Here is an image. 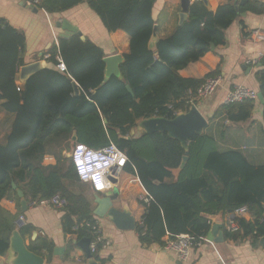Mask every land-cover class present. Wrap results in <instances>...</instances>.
Wrapping results in <instances>:
<instances>
[{
    "label": "trees",
    "instance_id": "1",
    "mask_svg": "<svg viewBox=\"0 0 264 264\" xmlns=\"http://www.w3.org/2000/svg\"><path fill=\"white\" fill-rule=\"evenodd\" d=\"M37 1L34 6L49 15L86 3L108 33L120 30L127 34L129 51L119 66L121 77L105 79L100 48L77 35L59 38L47 52L46 61L56 67L59 58L65 72L43 68L20 88L16 80L25 65V37L0 19V102L5 112L14 115L8 139L0 144V202H19L11 182L28 190L25 196L31 199L56 194L65 197L68 205L62 231L76 236L75 244H67L65 261L72 259L77 242L90 238L89 230L74 233L72 228L75 223L91 221L93 214L86 199L71 193L62 183H80L71 162L66 167L57 163L54 168L43 167L41 162L55 145L47 142L48 137L66 141L75 134V143L93 150L112 144L127 155L123 170L136 176L151 198L142 216L143 227L135 225L142 245L164 246L165 238L175 240L181 235L206 238L214 216L231 215L240 207H246L252 220L237 219L240 230L225 233V239L238 242L249 238L253 243L264 239V165L250 164L238 150H219L207 131L189 140L187 155L179 142L165 133H141L129 138L138 120L172 119L175 112L189 111L190 100L204 79H184L178 71L201 59L212 45L224 43V32L237 17L235 7L229 2L210 13L200 2L193 3L186 21L151 48L155 0ZM242 10L261 15L264 6H245ZM257 65H264V55ZM256 78L264 95V73L258 72ZM72 82L79 87L78 95ZM253 106L251 101L223 104L212 119L245 122L251 118ZM14 220L0 207V258L9 248ZM31 230L27 225L20 233L24 237ZM27 248L50 260L49 242L36 238ZM93 257L104 264L97 255Z\"/></svg>",
    "mask_w": 264,
    "mask_h": 264
},
{
    "label": "crops",
    "instance_id": "2",
    "mask_svg": "<svg viewBox=\"0 0 264 264\" xmlns=\"http://www.w3.org/2000/svg\"><path fill=\"white\" fill-rule=\"evenodd\" d=\"M197 2H200L210 13H215L218 7L230 2L235 7L237 17L225 30V41L222 45L214 46L213 50H210L197 62L179 70L178 75L184 79L201 80L213 72L217 73L216 76L221 79V82L214 94L194 104L209 124L204 132H209L215 138L219 150H238L250 164L264 165V95L260 91V83L256 78L258 72L264 73V65L252 66L251 64L257 58L260 57L261 60L263 57L264 43H254L250 39L253 30H264V13L257 15L242 10L245 6H264V0H206V3L201 0H191L190 6ZM180 12L181 0H155L151 16L155 23L156 41L168 37L181 25L179 24ZM0 19L5 20L12 28L23 33L25 37L23 50L25 65L40 61L43 63V68L56 71V67L48 63L46 58L47 52L53 44L57 43L59 34L63 32L58 27V24L62 22L75 26L85 39L100 48L104 54L103 59L114 55L123 57L129 51L127 34L120 30L108 33L98 16L89 9L86 3L61 14L49 15L24 0H0ZM18 74L16 85L22 88L24 84L19 81ZM235 86H244L257 93L260 92L263 102L258 100L254 102L251 118L248 121L230 123L223 121L222 117L212 119L218 108L225 104L228 91ZM141 120H138L136 125ZM13 122L14 115L5 112L1 108L0 102V144L6 143ZM141 133L135 131L134 136H139ZM46 140L55 145L43 155L41 164L43 167L54 168L60 154L57 143L63 142L64 139L50 136ZM69 141L73 142V134ZM46 155L55 157L54 166H44L43 160ZM116 177V183L111 189L115 188L118 196L113 201L112 207L129 214L134 227L133 229H120L111 218H98L92 215L93 219L98 220L103 237L109 242V246L101 249L97 255L104 264H264V244L261 245V240L258 243H253L249 238L238 242L225 239L224 220L226 216L224 215L214 216L209 230L210 232L214 225H218L219 228L213 236V240L218 239V233L221 232L223 241L209 242L206 240L200 247L191 250L187 261L178 260L173 252L165 251L163 246L142 245L139 242L135 225L145 213V207L139 202L138 196L146 191L133 174L122 170L116 174ZM62 183L71 193L85 198L92 212L96 208L93 204L94 199L106 194L91 192L92 190L87 184L70 183L64 180ZM15 185L23 192L27 201L29 196H25V194L27 195L28 190L25 188L23 190L17 184ZM111 189L107 193H110ZM0 207L14 216L15 220L22 213L19 202L17 203L14 199L1 200ZM23 214L32 229L30 234L27 233L23 237L26 246L32 244L36 238H41L52 245L50 260L47 261L44 258L45 264H85L84 261L79 263L74 259L75 257H84L77 245L71 254L72 259L69 258L65 261L67 244H75L76 236L65 234L62 231L64 210H56L51 207H27ZM241 218L246 221L252 220L249 213ZM41 233L43 236H40ZM166 241L167 238L164 239V242ZM55 250L62 251L61 259L54 255ZM1 258L5 260L6 254Z\"/></svg>",
    "mask_w": 264,
    "mask_h": 264
},
{
    "label": "water",
    "instance_id": "3",
    "mask_svg": "<svg viewBox=\"0 0 264 264\" xmlns=\"http://www.w3.org/2000/svg\"><path fill=\"white\" fill-rule=\"evenodd\" d=\"M191 0H181V12L179 14V24H182L188 14L189 6ZM206 3V0H201ZM59 28L63 31L59 34V38L67 39L72 35H77L79 38L84 41L85 38L82 35L81 31L78 30L75 26L62 22L58 24ZM156 28L153 27L152 36L149 42L150 47L152 48L156 43ZM214 49V46H211V50ZM156 55L157 53L154 52ZM123 62V57L120 55H114L105 57L103 63L105 65V79L110 78L111 76L120 78L119 65ZM43 69L42 62H35L32 64L24 65L20 68L18 78L21 83H25L33 74ZM72 88L75 95L79 94V87L75 82H72ZM126 89L129 93L131 90L128 86ZM257 99L259 102H263L261 93H257ZM105 123V121H104ZM207 120L201 115L198 109L192 105L188 112H179L174 118L167 119L163 117H151L141 120L134 129L130 131L129 138L134 136L135 131L142 132L146 134L153 133H165L168 137L177 140L187 155L188 152V143L189 140L194 135H202L208 127ZM73 142H76L75 134H73ZM72 152V151H71ZM71 152L68 156L70 159ZM184 158L180 165V168L183 167L185 163ZM179 168V169H180ZM113 184L116 183V180L112 181ZM11 188L16 193L17 198L19 199V206L22 213L27 210V201L25 200L23 192L17 189L16 185L11 182ZM101 197H96L93 201V204L96 208L93 210V215L98 218L109 217L120 229H133L134 225L132 223V218L129 214H126L122 211H119L113 208V201L117 199L118 192L117 190L111 189L110 193L105 192ZM219 226L214 225L212 230L207 234L206 240L209 242H221L223 241V235L219 232V238L213 240V236L217 232ZM264 244V239L261 240V245ZM89 239L83 238L77 242V247L82 251L85 257V264H100L95 260L92 254L89 251ZM62 251H54V255L58 256L60 259ZM0 264H45L44 257L39 256L30 250H28L24 238L22 237L20 231L14 230L9 239V248L6 253V259L0 258Z\"/></svg>",
    "mask_w": 264,
    "mask_h": 264
},
{
    "label": "built area",
    "instance_id": "4",
    "mask_svg": "<svg viewBox=\"0 0 264 264\" xmlns=\"http://www.w3.org/2000/svg\"><path fill=\"white\" fill-rule=\"evenodd\" d=\"M37 3L38 1L35 0L32 4H37ZM250 39L254 43H258V44L264 43V30L263 29L253 30L250 34ZM259 60H260V57L257 58L255 61H252L251 62L252 66H256ZM57 62L58 63L56 64V70L59 71L60 73H64L65 72L64 64L59 58L57 59ZM220 82H221V79L218 76L206 77L203 83L200 85V87L193 94L190 100L191 106L201 100H205L211 97L216 91V89L219 87ZM257 100H258L257 92H255L254 90L249 89L244 86H235L228 91L225 97V104H238L244 101L256 102ZM178 113L179 112L173 113V116H176ZM78 145L80 144L75 143L69 160L74 168V171L76 173V176L79 179V182L81 184L89 185L92 192H94L95 194H102V193L109 191L113 186L112 181L116 180L117 178L116 174L124 169L127 161L122 166H111L110 171L106 173V176H107L108 182H110L112 186L103 191H97L94 187L93 182L90 179L84 180L81 178L80 174L78 173L77 165L74 160L75 152L78 150L77 149ZM111 146L112 144L106 147H103L101 149L95 150V151L103 154V150L110 149ZM138 200L146 208L148 204L150 203L151 198L149 197L147 193H144L138 196ZM67 205H68L67 199L59 194L53 195L46 199L29 198L27 200V206L30 208L51 207L56 210H65ZM246 214H248L246 207H240L234 210V212L231 215H227L224 220L225 232L229 234L237 233L240 229H239V226L236 220L240 219L243 215H246ZM27 225H28L27 220L24 214H19L16 220L14 221L15 230L20 231L24 229ZM137 226L143 227L142 219L138 222ZM80 229H87L90 232V238H88L89 239L88 248L92 256L98 255L101 249H105L109 246V242L105 240V238L103 237L102 230L98 223V220L92 219L91 221L78 222V223H75V225L72 228L74 233L78 232V230ZM40 236H43V233H41ZM205 242H206L205 238H194L189 235H181L177 237L175 240H167L163 246V249L168 252H173L178 260L187 261L189 259L191 250L193 248L200 247ZM74 259L76 260V262H79V263L85 260L84 257H75Z\"/></svg>",
    "mask_w": 264,
    "mask_h": 264
},
{
    "label": "clouds",
    "instance_id": "5",
    "mask_svg": "<svg viewBox=\"0 0 264 264\" xmlns=\"http://www.w3.org/2000/svg\"><path fill=\"white\" fill-rule=\"evenodd\" d=\"M74 160L78 173L84 180H91L97 191H103L112 185L108 182L106 173L111 166H122L128 160L127 155L112 145L110 149H104L103 154L90 149L86 144L77 146ZM54 156L46 155L43 160L44 166L55 165Z\"/></svg>",
    "mask_w": 264,
    "mask_h": 264
},
{
    "label": "rangeland",
    "instance_id": "6",
    "mask_svg": "<svg viewBox=\"0 0 264 264\" xmlns=\"http://www.w3.org/2000/svg\"><path fill=\"white\" fill-rule=\"evenodd\" d=\"M74 145H75V143L70 142L69 140L63 141L62 144L60 143V145H58L59 150H60L58 163L60 166L66 167L69 165L70 160H69L68 156H69L70 152L72 151Z\"/></svg>",
    "mask_w": 264,
    "mask_h": 264
}]
</instances>
